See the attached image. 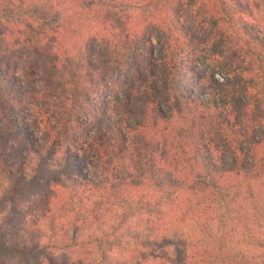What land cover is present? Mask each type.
I'll return each mask as SVG.
<instances>
[{"label":"trees","instance_id":"obj_1","mask_svg":"<svg viewBox=\"0 0 264 264\" xmlns=\"http://www.w3.org/2000/svg\"><path fill=\"white\" fill-rule=\"evenodd\" d=\"M0 4V252L264 264V0Z\"/></svg>","mask_w":264,"mask_h":264},{"label":"rangeland","instance_id":"obj_2","mask_svg":"<svg viewBox=\"0 0 264 264\" xmlns=\"http://www.w3.org/2000/svg\"><path fill=\"white\" fill-rule=\"evenodd\" d=\"M9 7L6 6V4H0V17L3 18H11L15 15H22L24 13V10H21L18 8V6H14L12 4L8 5ZM117 6V5H116ZM19 9V10H18ZM132 11V10H129ZM135 14H137L139 11L138 10H133ZM227 61H223L222 64H224ZM229 64V62H227ZM220 63L217 60H209L206 66L203 67V70L206 72V74H216V77L222 76V74H225L226 69L222 68ZM220 66V67H219ZM1 188V187H0ZM2 193V191L0 192ZM24 202V203H23ZM26 201L20 202L19 205V211L21 213H18L14 215L13 213L9 212V207L6 205L0 206V232L4 234L7 240H24V244L28 242L29 239H27L24 233H20L21 229L19 227L20 222H25L28 221V224H31L33 221L37 220L44 212H46L48 209H50V204L48 205L47 201L41 202L38 206L31 210L30 206L25 205ZM42 213V214H41ZM10 220L6 225L3 223V221ZM197 221H191L189 220L188 226L189 229L196 228L197 229ZM12 227L10 230L9 227ZM14 228V230H13ZM16 228V229H15ZM17 235V236H16ZM19 236H24V238L19 237ZM17 238V239H16ZM17 242V241H16ZM49 256L52 258L58 259L59 257H65V255L60 254V253H53L50 251ZM35 259V260H34ZM30 258L21 254H6L3 252H0V264H44V257L39 256V257H34Z\"/></svg>","mask_w":264,"mask_h":264}]
</instances>
